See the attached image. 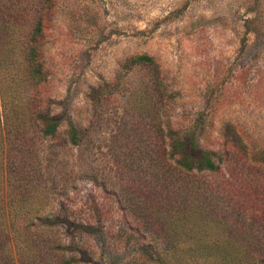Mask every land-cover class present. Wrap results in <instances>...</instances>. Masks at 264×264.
<instances>
[{
	"label": "rangeland",
	"instance_id": "1",
	"mask_svg": "<svg viewBox=\"0 0 264 264\" xmlns=\"http://www.w3.org/2000/svg\"><path fill=\"white\" fill-rule=\"evenodd\" d=\"M0 1L22 4V34L41 14V0ZM45 18L43 88L10 80L25 71L23 53L0 40V264L68 260L70 249L56 246L70 245V231L43 223L63 211L88 228L72 264H149L136 237L126 239L133 230L121 236L135 220L119 198L149 194L158 160L168 178L214 187L219 208H240L249 223L252 189L264 187V0H53ZM140 54L156 60L168 87L161 109L153 68L126 66ZM116 80L118 91L94 109L92 86ZM17 88L30 96L13 103ZM34 93L48 95L51 113L63 116L55 136L43 135L30 111L15 112ZM69 119L83 133L79 145ZM169 126L225 155V164L215 173L172 171ZM228 186L241 194L227 204ZM216 233L207 238H231Z\"/></svg>",
	"mask_w": 264,
	"mask_h": 264
},
{
	"label": "trees",
	"instance_id": "2",
	"mask_svg": "<svg viewBox=\"0 0 264 264\" xmlns=\"http://www.w3.org/2000/svg\"><path fill=\"white\" fill-rule=\"evenodd\" d=\"M53 0H41L39 6L41 14L32 22L27 34L19 33L21 29L22 4L2 3L0 1V40L4 44L12 43L19 48L23 58L17 60L19 64L25 63V71H13V82L27 81L33 87L43 88L48 76L45 69V28L46 14L51 10ZM16 33H19L16 34ZM7 47V46H6ZM138 64H145L153 68V96L161 102L165 97L170 99L168 87L162 84L159 67L156 60L149 54H140L130 58L128 69ZM24 65V64H23ZM6 78H3L0 69V86ZM18 84V85H19ZM121 83L119 81H101L92 86L88 97L94 109H99L105 98L115 94ZM1 88V87H0ZM15 91L18 90L14 89ZM2 97L6 100L3 86ZM7 95V94H6ZM25 105L15 103L18 110H27L33 114L38 126L42 127L45 136H55L63 122V116L51 113V100L43 94L38 100L37 94ZM30 95L18 90L12 96V101ZM156 102V103H158ZM162 102L158 109H161ZM13 108V106H12ZM159 112V111H158ZM69 138L72 144L79 145L83 139V133L78 129L73 120L69 119ZM169 149L164 151L168 160L172 162V171L179 173H192L194 171L212 173L218 172L225 164V155L215 150H208L198 146L193 136H183L179 129L169 126L166 134ZM229 154V152H228ZM227 154V155H228ZM156 166H152L153 174L146 185L150 186L149 194L120 196L119 201L123 206L125 218L128 213L135 220V224L123 227L120 233H127V228L133 230L127 234L126 239L132 241L135 237L141 245L140 253L149 264H264V187L255 184L251 197L253 201L252 212L249 214V223L244 218V212L234 208H219L223 197L218 196L217 190L210 186L209 189L201 186L199 180L183 179L179 176L167 175L164 172L165 164L159 160ZM171 171V172H172ZM162 172V173H161ZM5 173V172H4ZM186 178V177H185ZM202 189H201V188ZM145 191V189L143 190ZM241 190L235 186H228L225 191L226 203L235 201ZM249 196L247 197V201ZM129 203V205L127 204ZM209 205L207 206V204ZM128 206H125V205ZM208 208L206 211L205 209ZM65 213V214H64ZM68 212H61L51 218H45L43 223L51 229L64 228L70 231L71 240L69 246L62 242L56 246L58 251L64 248L70 249L71 256L63 264H72L77 259V253H81V241L87 232V225L70 219ZM211 231L216 234H227L230 239L207 238ZM123 233L121 236H123ZM254 234V238L251 239Z\"/></svg>",
	"mask_w": 264,
	"mask_h": 264
}]
</instances>
